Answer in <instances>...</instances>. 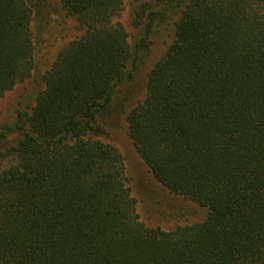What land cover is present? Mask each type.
<instances>
[{"label": "trees", "instance_id": "trees-1", "mask_svg": "<svg viewBox=\"0 0 264 264\" xmlns=\"http://www.w3.org/2000/svg\"><path fill=\"white\" fill-rule=\"evenodd\" d=\"M56 1L81 33L0 132L20 133L0 152V264H264V0H176L174 39L126 110L154 178L206 210L168 229L142 219L125 155L102 137L155 14L134 48L125 0ZM43 7L0 0V98L36 71Z\"/></svg>", "mask_w": 264, "mask_h": 264}, {"label": "rangeland", "instance_id": "rangeland-1", "mask_svg": "<svg viewBox=\"0 0 264 264\" xmlns=\"http://www.w3.org/2000/svg\"><path fill=\"white\" fill-rule=\"evenodd\" d=\"M36 10L47 9L51 23L44 26V13L40 11L34 23L37 45V68L33 75L18 83L12 90L0 98V132L14 128L19 112L28 111L35 96L43 86L42 75L49 66L52 57L68 40L81 31L76 18L66 15L56 0H33ZM154 12L155 19L150 36L142 45L146 33L148 14ZM39 14V12H37ZM138 14L143 17L137 18ZM180 16L176 0H125L119 19L125 25L130 44L139 48L138 65L134 76L128 78L119 87L113 113L107 114V133L102 137L114 143L123 152L127 172L132 180L134 193L138 198L142 219L150 226L164 229L179 224L201 220L205 208L195 202L173 194L160 184L139 156L127 131L126 110L143 98L147 73L152 64L159 59L174 39L175 23ZM43 17V18H42ZM20 136L15 128L0 143V152L11 146ZM12 157H0V165L11 162Z\"/></svg>", "mask_w": 264, "mask_h": 264}]
</instances>
